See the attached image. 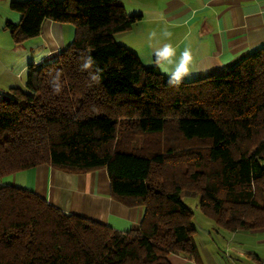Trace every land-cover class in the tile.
<instances>
[{
  "label": "trees",
  "instance_id": "16d2710c",
  "mask_svg": "<svg viewBox=\"0 0 264 264\" xmlns=\"http://www.w3.org/2000/svg\"><path fill=\"white\" fill-rule=\"evenodd\" d=\"M10 7L20 13L4 24L15 44L38 35L45 19L72 23L75 33L52 59L27 66L24 87L0 97V178L41 163L70 172L105 167L112 194L145 211L139 227L118 230L0 185V264H172L173 254L193 256V212L182 194L199 195V210L225 230L264 227L263 48L174 86L114 39L141 17L120 0ZM89 56L94 63L84 69ZM143 134L144 145L124 150Z\"/></svg>",
  "mask_w": 264,
  "mask_h": 264
},
{
  "label": "crops",
  "instance_id": "0c3cea01",
  "mask_svg": "<svg viewBox=\"0 0 264 264\" xmlns=\"http://www.w3.org/2000/svg\"><path fill=\"white\" fill-rule=\"evenodd\" d=\"M11 1L24 0H0V85L7 88L22 86L20 81L27 66L52 59L70 45L75 33L72 23L45 19L38 35L15 44L4 28L7 20L17 23L20 19V13L10 7ZM120 1L128 14H141V17L128 29L125 42L122 38L118 42L136 53L143 64L157 65L168 78L164 68L170 72L173 66L158 65L154 58L155 51L165 44L176 49V62L185 48L190 49L191 71L183 80L226 70L250 53L264 49V0ZM153 32L156 37L150 39ZM164 32H170L171 37H165ZM141 53L147 60L141 58ZM2 66L7 71L5 75ZM15 77L20 81L13 84ZM7 80L12 82L3 83ZM0 185L32 190L63 212L81 215L118 230L139 227L145 211L143 205L112 194L105 167L70 172L41 163L1 177ZM231 233L233 241L239 236L232 247L246 256V261H235V264H264V227ZM250 253H254L258 261ZM185 257L173 254L169 258L172 264L191 260L193 264H208L197 256Z\"/></svg>",
  "mask_w": 264,
  "mask_h": 264
},
{
  "label": "rangeland",
  "instance_id": "374dc122",
  "mask_svg": "<svg viewBox=\"0 0 264 264\" xmlns=\"http://www.w3.org/2000/svg\"><path fill=\"white\" fill-rule=\"evenodd\" d=\"M128 29L124 31H120L114 34V39L118 42V40H122L127 35ZM125 42V39L124 41ZM119 43V42H118ZM122 44V43H121ZM139 50V49H138ZM155 50V49H151ZM159 50V49H158ZM141 52V51H140ZM141 58L143 60H147L145 54L141 53ZM1 71L3 74H6L5 68H1ZM25 78H26V70L23 72L21 81L19 78H16V81L14 80L13 84L20 81L19 86L24 87L25 85ZM190 80V79H188ZM12 80L4 81L3 83L10 84ZM9 92V88L5 86L0 85V97L7 96ZM143 136V137H142ZM136 137V139L131 143V146L128 148H125L124 150L133 151L135 147H139L143 144V138L147 135H142ZM150 140H148L147 147L149 148L152 141L155 140L154 135H148ZM163 134H160V150L164 149L163 145ZM144 145V144H143ZM182 201L187 205L189 208H191L193 214L191 217L192 225L195 228V234H194V242L196 246V253L194 256H197L198 259L202 260L203 262L211 263V264H235V261H246L244 257L245 254L242 252L236 251L232 247V244L234 242L239 241L238 237L236 236L234 241L232 240L233 234L231 231L225 230L224 228H221L218 226L211 218H208L205 216L198 208V202H199V195H185L182 194ZM182 257H185L187 259V255L184 253L179 254ZM191 257V258H192ZM189 260V258H188ZM194 261L191 260V262L185 263V264H193Z\"/></svg>",
  "mask_w": 264,
  "mask_h": 264
},
{
  "label": "clouds",
  "instance_id": "9594fccd",
  "mask_svg": "<svg viewBox=\"0 0 264 264\" xmlns=\"http://www.w3.org/2000/svg\"><path fill=\"white\" fill-rule=\"evenodd\" d=\"M165 37H171L170 32H164ZM156 33L153 32L150 34V39H154ZM176 49L172 47L171 44H165L161 49L155 51L154 55L156 57V63L158 65H169L173 66V69L169 72L167 67L164 68L165 72L169 74L168 83L170 85L178 86L183 78L190 74V63L192 61V54L190 49L185 48V50L180 54L179 61L176 62L175 57ZM94 63L91 56L87 57L85 63L82 65L84 69H88ZM99 71V70H97ZM93 80L98 79L97 76L92 77ZM53 91L56 94L61 92L62 85L60 83V74L57 75L52 80Z\"/></svg>",
  "mask_w": 264,
  "mask_h": 264
}]
</instances>
